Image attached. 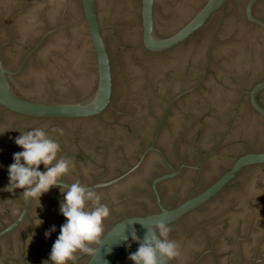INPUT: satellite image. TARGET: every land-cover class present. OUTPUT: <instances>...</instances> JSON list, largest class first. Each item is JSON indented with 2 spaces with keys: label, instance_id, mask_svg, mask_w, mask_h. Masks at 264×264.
I'll return each mask as SVG.
<instances>
[{
  "label": "water",
  "instance_id": "1",
  "mask_svg": "<svg viewBox=\"0 0 264 264\" xmlns=\"http://www.w3.org/2000/svg\"><path fill=\"white\" fill-rule=\"evenodd\" d=\"M36 127L111 210L71 264H133L160 219L172 264H264V0H0V264H44L65 222L59 186L7 189Z\"/></svg>",
  "mask_w": 264,
  "mask_h": 264
},
{
  "label": "clouds",
  "instance_id": "2",
  "mask_svg": "<svg viewBox=\"0 0 264 264\" xmlns=\"http://www.w3.org/2000/svg\"><path fill=\"white\" fill-rule=\"evenodd\" d=\"M53 133L63 135V130L51 129ZM14 143L22 151L13 154V163L8 166L9 185L7 189L14 191L23 189L22 197L27 202L47 193L53 187H60L63 201L60 214L65 218L59 235L55 240L48 264H71L77 260V254L94 258L103 241L105 233L104 221L110 216L111 210L102 202V195L95 189L82 184L79 179L65 184L63 178L70 174L74 165L72 161L58 156L61 148L56 139L48 134L43 127L21 133ZM44 171H40V166ZM87 175V170L84 172ZM132 225L140 223L131 219ZM42 221L38 219V224ZM141 224V223H140ZM147 230L142 240H138L135 230L131 238L138 243V248L128 256L133 264H172L181 255V245L170 239L172 228L163 219L154 224L144 225ZM126 226L121 231V240L127 241ZM55 231V226L51 229ZM48 232L45 233L47 237Z\"/></svg>",
  "mask_w": 264,
  "mask_h": 264
}]
</instances>
